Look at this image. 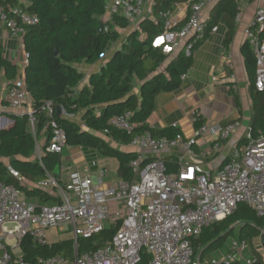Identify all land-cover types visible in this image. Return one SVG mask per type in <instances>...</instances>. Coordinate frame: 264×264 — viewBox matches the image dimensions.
Wrapping results in <instances>:
<instances>
[{"label": "built area", "instance_id": "obj_1", "mask_svg": "<svg viewBox=\"0 0 264 264\" xmlns=\"http://www.w3.org/2000/svg\"><path fill=\"white\" fill-rule=\"evenodd\" d=\"M146 1L107 0L106 13L102 16L104 20L101 19L103 29L108 30L107 23L116 15L136 24L143 15ZM212 2H192L188 18L177 29L174 10L159 13L164 23L160 45L165 51L164 44L177 38L184 42L187 55L193 53V43L205 34L203 10ZM241 18L240 9L236 23ZM37 23V16L20 8L7 11L0 0V25L21 42V65L24 67L23 77L16 85L8 87V103L0 108V116L11 112L27 114L33 127V99L25 81V66L30 54L25 49L24 35L26 25ZM245 35L256 58L255 89L264 92V5L257 7ZM42 108L49 116L55 110L51 101ZM131 115L127 112L113 117L110 123L132 132L138 124L131 122ZM240 126V121L225 127L206 122L191 137L181 133L174 137H155L150 131L140 133L130 143L137 152V157L130 162L135 179L106 185L102 179L95 182L87 174V169H72L65 179L50 174L31 184L18 170L8 165L10 174L19 184L47 190L58 200L51 205L38 206L27 200L21 189L5 183L0 174V264H32L25 258L23 239L31 236L39 245L50 244L46 231L53 227H58L59 231L67 228L71 233L74 256L71 259L62 255L39 258L41 264H139L144 252L151 255L148 264H232L241 260L253 264L255 255L245 256L250 246L239 237L230 238L229 249L224 256L207 259L196 253L192 238L198 236L205 226L232 214L240 203L252 206L258 216L264 217V132L256 139L249 134L246 143L225 158L227 160L214 171L205 169L202 163L190 162L179 163L177 172H169L163 157L159 156L162 151L176 148H184L193 154L198 136H213L209 149L212 154H218L223 141ZM50 127L51 140L46 150L61 154L67 146L66 132L54 119L50 121ZM43 152L44 145L38 150L37 159L41 160ZM120 222L111 242L79 253L80 237H90ZM260 231L264 248V226Z\"/></svg>", "mask_w": 264, "mask_h": 264}, {"label": "trees", "instance_id": "obj_2", "mask_svg": "<svg viewBox=\"0 0 264 264\" xmlns=\"http://www.w3.org/2000/svg\"><path fill=\"white\" fill-rule=\"evenodd\" d=\"M188 1L154 0L152 14L155 19L142 18L139 28L129 31L101 70L87 78L75 64L97 62L120 40L118 29L129 28L130 20L116 15L107 23L108 30L99 32L107 0H2L7 11L20 8L29 15L37 16L38 23L26 25L24 35L25 49L30 54L25 66V81L33 99L36 132L34 134L30 129L29 115L5 113L12 123L0 128V159H8L11 166L31 184L50 174L60 176L61 154L46 150L51 140L50 121L54 119L66 132L67 146L93 148L106 157L115 158L118 161V177L121 180L135 179L130 162L137 157V152L120 147L130 145L136 135L145 131H150L155 137H174L180 133L178 128L156 130L148 125L147 120L156 106L157 94L180 87L181 76L188 72L195 50L210 36L214 27L225 24L228 29L226 45L232 42L236 34V15L243 0H217L205 21L204 37L193 43V53L187 55L183 48L177 57L168 61L170 55L164 46L154 44L156 38L164 33V23L159 13L162 10H175L178 4ZM184 22L178 23L175 28ZM241 51L251 79L250 89L256 111L251 137L256 139L264 132V92L255 89L256 58L248 41L242 45ZM2 72L9 81L8 87L16 85L20 72L16 64L4 55L0 45V74ZM135 77L142 80L139 94L133 92ZM47 101L55 106L52 116L42 108ZM127 112L132 113L131 122L138 124L132 132L110 123L113 117ZM76 115H79V121L70 117ZM42 131L47 133V137L39 160L34 159V153L36 138ZM163 161L169 172L178 171L177 158H163ZM0 174L5 183L21 189L25 198L38 206L51 205L58 200L47 190L19 184L3 160H0ZM120 224L107 227L90 237H80L79 253L98 249L111 242ZM263 226L264 217L258 216L252 206L240 203L232 214L205 226L198 236L192 238V242L196 253L203 258L206 253L224 248L228 239L237 236L252 246L256 258L253 264H264V248L259 250L255 246V239L261 235L260 228ZM22 249L25 258L32 264H41L39 258L55 255L71 259L75 252L71 238L39 245L31 236H27L23 239ZM150 259L151 255L144 252L139 264H148Z\"/></svg>", "mask_w": 264, "mask_h": 264}, {"label": "crops", "instance_id": "obj_3", "mask_svg": "<svg viewBox=\"0 0 264 264\" xmlns=\"http://www.w3.org/2000/svg\"><path fill=\"white\" fill-rule=\"evenodd\" d=\"M216 1L213 0L204 8L202 13L204 21L208 19L210 9ZM191 3L190 0L177 5L174 10V18L177 24L186 21ZM153 4L154 0L146 1L140 20L146 16L155 19L152 14ZM259 5H264V0H247L243 5L241 2L242 18L237 23L236 34L231 43L226 45L228 29L224 23H220L211 31L210 36L195 50L188 72L181 76L180 87L174 91L158 93L155 109L147 120L148 125L153 129L163 130L174 127L178 128L185 137L193 136L196 129L206 122L225 127L229 123L240 121L241 126L223 141L222 150L218 154H212L209 149L213 136H198L193 146V154L188 153L184 148H176L162 151L159 154L160 157L177 158L178 162L182 164L202 163L205 169L214 171L225 158L231 156L239 146L243 145L248 135L251 134L252 127L255 124L256 111L250 89L251 79L241 49L246 42L245 29L253 21ZM103 17L101 19L104 20ZM139 22L130 24L129 28H119L120 40L97 62H81L75 64V66L85 73L87 78L92 73L99 72L111 53L121 46L129 31L139 28ZM162 41L161 35L157 38L155 45H160ZM0 45L3 47L4 55L18 67L20 72L16 78V82H18L24 74V67L21 65V42L12 37L7 28L0 25ZM164 45H166V52L170 55L169 61L181 52L184 42L174 38V40ZM168 61L162 66V70L166 67ZM135 78L133 92L139 94L142 80L139 77ZM8 84L9 81L2 72L0 74V108L8 103ZM70 117L79 121V115ZM199 122L201 124L198 126ZM11 123L12 120L8 116H0V126H3V128ZM30 129L35 134V126L33 127L30 124ZM46 137L47 133L42 131L36 138L37 145L34 159H37L38 144L40 143L42 148ZM120 148L123 150L133 149L130 145H123ZM61 156L62 166L58 177L62 179H65L72 169H87V174L95 182L102 179L104 185L121 180L117 173V159L106 157L96 149L83 148L79 145L66 146ZM98 157H100V160ZM112 159H115V164L111 161ZM0 160H3L6 165H11L6 158ZM217 164L218 166H216ZM110 165H112V168L114 167L115 173L110 172ZM230 242L231 239H228L224 248L206 253L203 258L224 256L228 252ZM255 246L259 250L263 249L260 239H255ZM248 255H254L251 248L245 253V256ZM238 262L239 264H247L244 260Z\"/></svg>", "mask_w": 264, "mask_h": 264}, {"label": "rangeland", "instance_id": "obj_4", "mask_svg": "<svg viewBox=\"0 0 264 264\" xmlns=\"http://www.w3.org/2000/svg\"><path fill=\"white\" fill-rule=\"evenodd\" d=\"M246 2H247V0H244V3H246ZM244 3L242 1V5ZM37 148H38V150L41 149L40 143L38 144ZM100 157H98V159ZM111 161H113L114 164H115V159H112ZM112 165H110L111 166V171L110 172L111 173H115V170L113 169L115 167V165H113L114 166L113 168H112ZM216 166H218V164ZM46 234H47V238H48V243H53V242H56V241H59V240H66V239L71 238V233L67 232V228H65L63 231H59L58 227L49 228V229H47ZM256 239L259 240L260 236H258ZM250 248L252 249L251 245H250ZM246 251H248V250H246ZM246 251H245V253H246ZM216 257H219V256H216Z\"/></svg>", "mask_w": 264, "mask_h": 264}, {"label": "water", "instance_id": "obj_5", "mask_svg": "<svg viewBox=\"0 0 264 264\" xmlns=\"http://www.w3.org/2000/svg\"><path fill=\"white\" fill-rule=\"evenodd\" d=\"M103 26H104V23L102 20H100V26H99V32H101L103 30ZM56 53L58 54V51L56 50ZM61 113V109L60 107H58V114ZM0 128H3V126H0Z\"/></svg>", "mask_w": 264, "mask_h": 264}]
</instances>
